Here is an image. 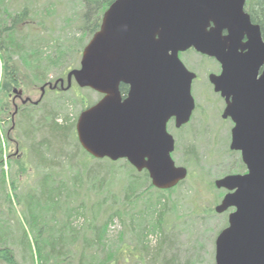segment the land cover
I'll list each match as a JSON object with an SVG mask.
<instances>
[{"label":"water","instance_id":"water-1","mask_svg":"<svg viewBox=\"0 0 264 264\" xmlns=\"http://www.w3.org/2000/svg\"><path fill=\"white\" fill-rule=\"evenodd\" d=\"M244 5L245 0H115L84 47L80 67L67 73L66 87L63 79L44 85L35 102L13 90L22 105H37L46 87L68 90L73 82L102 95L78 116L80 146L96 160H126L137 172L146 170L151 185L166 191L187 177L172 159L175 143L167 123L171 117L177 127L188 123L194 109V75L178 54L194 48L214 58L221 73L210 82L225 100L222 118L234 124L229 148L240 153L246 168L245 174L214 182L228 191L215 213L234 210L215 240L214 264H264V41ZM121 84L129 87L124 100ZM17 110L14 105L12 121Z\"/></svg>","mask_w":264,"mask_h":264},{"label":"rangeland","instance_id":"rangeland-1","mask_svg":"<svg viewBox=\"0 0 264 264\" xmlns=\"http://www.w3.org/2000/svg\"><path fill=\"white\" fill-rule=\"evenodd\" d=\"M24 7H29L36 16L33 17L35 27L28 31L23 40L24 49L28 53H23L18 59L26 67H22L21 76L25 74L31 79L35 74L34 65L32 68L31 65L38 59L37 51L41 59L49 58L57 62L53 66L43 61L37 72L40 75L43 73L48 83L65 80L69 71L80 67L82 51L93 36L85 34L83 30V1L0 0V15L4 10L14 14ZM190 61L196 65L202 64L200 74L203 78L206 67L216 72L214 65L202 61L198 56H191ZM23 79L26 84L22 86V99L37 101L41 86L34 87L32 82H27V78ZM76 88L74 82L68 91H51L46 88L40 106L32 109L28 105L23 115L15 119L14 130L8 119L0 123V130H10L11 141L4 147L6 158L10 156L15 161L24 158L29 168L24 174L17 175L15 172L18 173V170L14 164L12 169L4 167L8 174L11 172L18 178V195L31 191L37 199L41 197V187H44L41 178L46 173L52 175L48 188L62 192L58 202L63 209L67 205L70 208L76 205L77 200L72 195L75 193L84 197L87 195L86 198L92 200L95 209L101 213L106 211V215L118 210L121 217L116 216L109 224L101 242V250L97 251L101 256V264L107 262L106 258L110 254L115 255L119 251V256H125L128 251L144 256L145 261L139 264H214L215 240L227 227L228 214L219 215L214 212L225 190H217L213 184L229 174L245 171L240 167L242 163L239 154L229 150L231 125L222 122L219 114L222 103L215 94L208 91L204 97L202 91L199 93L197 102L200 122L195 120L192 126L185 127L176 137L172 158L178 167L187 170L186 180L172 193H165L161 204H157L159 194L154 192L128 204L125 201L128 179L135 173L129 170L124 161L109 164L92 160L77 148L75 126L78 116L86 109L84 106L94 105L101 96L89 89ZM10 102L12 107L22 106L14 95ZM202 112L204 118L201 117ZM53 115L57 127L46 120ZM51 126L66 130H63L65 133L58 141ZM193 132L194 135L191 134ZM181 134L186 135L184 137ZM41 142L43 147L40 146ZM32 148L39 150V159L36 154H31ZM59 186H64V189ZM140 189H144L143 185H140ZM44 199H39L42 201L41 206H45ZM22 209L25 211L24 207ZM42 214L49 217L45 209H42ZM0 219L11 225L8 228L13 236L18 235L15 222L7 217L4 207H0ZM71 222L72 227L78 230L76 233H82L86 227L82 217H75ZM12 248L18 262L29 264L27 252L20 245Z\"/></svg>","mask_w":264,"mask_h":264},{"label":"trees","instance_id":"trees-1","mask_svg":"<svg viewBox=\"0 0 264 264\" xmlns=\"http://www.w3.org/2000/svg\"><path fill=\"white\" fill-rule=\"evenodd\" d=\"M82 1L85 8L82 16L84 33L94 35L100 28L103 13L115 0ZM257 1L259 5L257 14H260L264 4L263 0ZM34 16L36 15L33 14L29 7H24L14 14H10L7 10H4L3 14L0 15V123L4 119H8L13 130L15 119L23 115L28 105H31L32 109H36L42 102L41 100L37 105L26 104L22 105L21 108L18 107L12 121L14 106L12 107L10 100L14 95L13 90L23 91L22 86L26 84L23 78H27V82H32L34 87L47 85L48 82L44 74L40 75L37 71L40 70L43 61L48 65L54 66L57 64L56 60L49 58L47 60L41 59V54L36 51L38 59L35 64L31 65V68L34 65L35 74H33L31 79L25 74L23 77L21 76V74L23 75L22 67H24V64L22 65L18 59L22 57L23 53H28L24 49L23 40L27 36L28 31L35 27ZM36 37L40 36L37 35ZM31 68H28V70H31ZM126 89L125 86L120 87L121 91H125ZM84 108L86 107L84 106ZM46 120L52 123V126L57 127L54 115L51 118H46ZM52 126V132L58 138V141L66 130L63 127H61V130L52 128ZM9 131L0 130V195L2 196L0 207H4L5 211H7V217L14 220L15 226L18 229V235L13 236L11 229L8 228L11 225L5 220L0 219V264H22L16 259L12 248V246L18 245H20L22 250L27 252L29 264H101V256L97 251L101 250V242L104 240L109 224L116 216L121 217L118 210L113 214L109 213L106 215V211L101 213L95 209L92 200L86 198L88 197L87 195L84 197L75 193H72V195L77 200L76 205L71 208L67 205L63 209L60 202H58L62 192L59 190L52 191L54 190L53 188H48V182H51L52 175H47L46 173L41 178L44 186L41 187V197L37 199V196L31 191L22 192L21 195H18V178L14 177L11 172L8 174L4 170V167L7 166L8 169H12V165L14 164L13 166H16L18 170V173L15 172L17 175L24 174L29 168L24 158L17 159L16 161L12 160L10 156L6 158L4 147L6 143L9 144L11 141ZM76 144L77 148L84 155L89 156L80 146L77 136ZM40 146H44L42 142ZM45 149L47 150L46 146ZM32 153L36 154L35 156L39 159L40 153L38 149L32 148ZM89 157L92 160H96L91 156ZM97 161H106L109 164L124 161L129 170L135 173L134 176L131 174L128 179L129 184L125 195V201L128 204H132L135 199H139L149 192L159 194L157 204H161V199H165V193H172L184 182H181L176 188L161 191L151 185L147 172H137L125 160L111 162L108 159H103ZM240 167L242 170L245 169L243 165ZM140 185H143V190L140 189ZM58 188L64 189V186H59ZM42 197L45 198V206H41L42 201L39 199ZM20 205L24 207L25 211ZM42 209L48 211V218H46L45 214H42ZM75 217H82L86 221V227L83 228L82 233H76L78 230L72 227L71 220ZM119 254L120 251L115 255L110 254L106 258L107 262L105 264H136V262L139 264L141 261H145L144 256L134 255L130 251L125 256H119Z\"/></svg>","mask_w":264,"mask_h":264},{"label":"flooded vegetation","instance_id":"flooded-vegetation-1","mask_svg":"<svg viewBox=\"0 0 264 264\" xmlns=\"http://www.w3.org/2000/svg\"><path fill=\"white\" fill-rule=\"evenodd\" d=\"M257 2H258L257 0H245L244 12L249 16L250 23L253 26L259 27V32H260L261 40L264 41V7H263V10L260 12V14H257V8L259 7V5H258ZM263 4H264V0H263ZM222 35L223 36L227 35V32L224 31L222 33ZM246 42H247V39L244 38L241 41V44H245ZM191 56L193 58H195L196 56H198L202 61H206V62L214 65V67L216 68V72H213L214 70L213 71H210V70H208V67H206V70L207 71L204 74L205 77L204 78L201 77L200 70L202 68V64H200V63L197 64V65L196 64H193L190 61V57ZM178 58H179L180 62L183 64V66L185 67V69L189 73H191V74L194 75V78L192 79L191 84H190V93H191V96H192V99H193V102H194V109H193V111L191 113V116H190V119H189L188 123H186V124H184V125H182L180 127H177L176 126L175 117H171L169 119V121L167 123L166 130L172 136V138L174 140V143H175V147H176V143H177V138L176 137H179V134L181 133V131L185 127H187V126H192V124L195 123V120H198L199 121V119H200V117L198 116L199 107H198L197 99L199 98V93L201 91H202V95L204 97H206V94H207L208 91H211V93H214L215 94L216 98L222 103V110L219 113L220 114V118H221L222 122L229 123L231 125V130H232V128L234 126V124L232 123V121L229 118L228 119H223L222 118V114H223V111H224L225 106H226L225 105V100L221 97L220 93H217V92L214 91V87H213L212 83L210 82V78H209L211 75H215V76H219L220 75V73H221V65L214 58H211V57H208L206 55H203V54L197 52L194 48H190V49H188V50H186L184 52H180L178 54ZM262 70H263V68H261L259 70V75L261 74ZM121 86H125L127 89L125 91H121L120 90V87ZM120 87H119V91H120V94L122 96V99L124 100L127 97V94L129 92V87L127 85H125V84H121ZM57 90H60V84H58L57 87L54 89V91H57ZM102 97L103 96L101 95V98ZM202 113H203V115L201 117L204 118L205 117V114H204V112H202ZM200 115H201V112H200ZM191 134L194 135L195 132H193ZM191 134H188V135H191ZM181 135H184V137H185L186 134H181ZM230 142H231V135H230ZM175 147H174V151H173L172 154H174V152H175V149H176ZM229 150H230V148H229ZM231 152H234V153L239 154L240 160H241V155H240L239 152H235V151H231ZM241 163H242V161H241ZM242 165H243V163H242ZM144 171L147 172L146 170H143L142 172H144ZM245 173H246V169H245V171L243 173H238V174H245ZM231 175H234V174H231ZM187 176H188V172H187ZM217 190H224V189H217ZM227 193H228V191L225 190V193H224L223 197ZM233 211H234L233 209H230V210H228L225 213H227L228 216H229V214L231 212H233ZM225 213H222V214H225Z\"/></svg>","mask_w":264,"mask_h":264}]
</instances>
